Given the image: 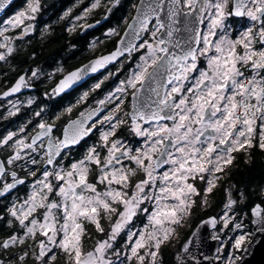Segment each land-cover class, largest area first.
<instances>
[{
  "label": "snow or ice",
  "instance_id": "snow-or-ice-1",
  "mask_svg": "<svg viewBox=\"0 0 264 264\" xmlns=\"http://www.w3.org/2000/svg\"><path fill=\"white\" fill-rule=\"evenodd\" d=\"M11 3L0 0V14ZM83 3L76 0L52 24L66 22L70 37L84 34L124 7L122 0H91L74 14ZM46 8L43 0H25L0 19V62L11 65L32 42ZM130 12L123 35L119 23L103 32L119 37L114 50L78 67L56 61L50 71L31 66L32 52L29 66L0 92L3 119L26 117L0 137L10 153L0 159V264H164L162 249L177 229L217 204L220 193L219 212L196 226L214 229V241L225 234L215 255L204 257L209 264H239L251 244L249 220L264 233V186L249 215L248 195L231 182L236 154L250 160L255 149L264 153V0H139ZM50 29L45 23L40 37ZM97 42L105 40L94 37L88 49ZM101 70L106 74L89 85ZM38 84L45 101L79 93L59 111L34 94L8 99ZM86 237L93 242L87 249ZM192 237L199 242L192 232L175 264L193 258Z\"/></svg>",
  "mask_w": 264,
  "mask_h": 264
},
{
  "label": "flooded vegetation",
  "instance_id": "flooded-vegetation-1",
  "mask_svg": "<svg viewBox=\"0 0 264 264\" xmlns=\"http://www.w3.org/2000/svg\"><path fill=\"white\" fill-rule=\"evenodd\" d=\"M139 0H122L124 7L117 11L110 19L109 22L98 26L95 29L87 30L86 33L81 34L79 30L77 33L73 34L71 37L67 32L64 31V27L66 26V22H58L56 24H52V21L58 20L59 15L69 6L74 4L76 0H43V3L47 4V8L44 10L43 15L38 19L37 32L34 37L31 38L32 42L25 43L23 48L18 49V55L12 58L11 65H5L0 62V92L6 90L7 86H11V83L14 82L17 77L19 71H22L25 67L29 66L28 57L31 56L32 52L37 54V58L34 63L31 64L32 67L39 64L43 69L50 71L54 66L56 61H60L66 67H78L80 64L87 63L88 60L94 58L97 55L107 54L108 52L114 50L115 42L118 40L117 37H112L111 39H105L103 36V32L111 26L119 23V33L120 35L123 32L124 27L126 25L122 22V17L127 15L130 19V4L138 3ZM91 0H84V3L80 5L78 9L75 10L74 14H78L79 11L86 7ZM25 3V0H15L8 9L4 12V14L0 17L7 18V16L15 13L16 10L21 8ZM134 11V10H131ZM102 12L97 10L94 13V18L98 19ZM91 22V21H89ZM45 23L51 25L50 32L46 34L43 38L39 35V28L42 27ZM98 38V40H105L103 44L97 42V47L95 50L88 49V44L93 38ZM50 42H58V46L56 49L53 48V45L47 47V44ZM74 43L76 45L75 49H70L69 44ZM48 48V50H46ZM13 67L17 69V71H13ZM116 65L108 66V69L111 71H115ZM106 74L105 70H101L100 73L95 74L94 78L88 81V84L94 83L97 79L101 78L102 75ZM119 75V74H118ZM7 81V84L5 82ZM115 81H109L106 85L102 86V89L106 91L109 89ZM54 85H49L48 87H52ZM44 89L38 84L36 88L31 90H22V94H17L16 96L9 97L8 99H12L14 102L17 98L21 101H25L26 98L30 95H37L39 100L45 101L43 97ZM79 90L76 92H72L71 95H65L63 98H57L54 101H45L50 105H54L55 110L59 111L64 105H66L69 101H74L76 96L78 95ZM103 91H100V96ZM0 105H7L6 99H0ZM84 105L82 107H86ZM5 112V107H0V137H2L8 130H15L16 126L21 123L26 117L25 114H19L16 117H12L10 119H3V114ZM78 115V112L74 110L72 114V118ZM66 122V119H65ZM96 137H92V140H95ZM91 142V141H89ZM256 151H260L259 149H255ZM10 154L7 149H0V159H6V156ZM245 155L243 152L236 154ZM18 172V175H23L20 169H14ZM10 180V176L8 177ZM0 185H2V181H0ZM26 189L21 187V190L18 194L23 195ZM3 205H0V210H2ZM3 223L0 222V233H3ZM63 262V259H62Z\"/></svg>",
  "mask_w": 264,
  "mask_h": 264
},
{
  "label": "trees",
  "instance_id": "trees-1",
  "mask_svg": "<svg viewBox=\"0 0 264 264\" xmlns=\"http://www.w3.org/2000/svg\"><path fill=\"white\" fill-rule=\"evenodd\" d=\"M53 45V48L59 45L58 42H50L47 44V47ZM48 50V48H46ZM248 160L246 155H239L234 161L236 167L232 168L231 171V182L236 185V191H239L243 188L246 195H248V203L244 206L245 211H250V205L261 202L260 190L261 186L264 184V153L261 151H253L251 153V159ZM232 166H230L231 168ZM222 200V193L218 196V202L212 208L208 209L205 212L197 210L194 214L190 226L186 231L183 232L179 243L174 248H169L165 246L163 251V261L164 264H175V254L179 251L181 243L186 240L191 230L195 225L201 220L207 218L209 215H215L219 212V201ZM87 238V237H86ZM88 244V241L85 239V245ZM90 248V247H88ZM58 264H63L62 258L58 261Z\"/></svg>",
  "mask_w": 264,
  "mask_h": 264
},
{
  "label": "water",
  "instance_id": "water-1",
  "mask_svg": "<svg viewBox=\"0 0 264 264\" xmlns=\"http://www.w3.org/2000/svg\"><path fill=\"white\" fill-rule=\"evenodd\" d=\"M14 1L15 0H12V3ZM7 9L8 7H6V10ZM3 14H0V17ZM121 35H123V32ZM249 215H250V211H249ZM199 222L197 224H199ZM197 224L191 230L186 240H184L179 247V251H180L183 243L188 242L192 232L196 231L199 233V242H197L196 237H192L191 243L189 244V252L191 253L193 258L192 259L186 258L185 264H209V261L205 260L204 257L208 256L209 258H211L212 256H214L215 249L222 242L221 240L214 241L211 239L212 231H214V229L206 225H202L198 229L196 227ZM249 224H250V232L252 234L250 238L251 244L246 252H241V260L239 261V264H264V233L256 232L255 227L251 225L250 221ZM185 256H187V254H185ZM211 264H217V262L212 261Z\"/></svg>",
  "mask_w": 264,
  "mask_h": 264
},
{
  "label": "rangeland",
  "instance_id": "rangeland-1",
  "mask_svg": "<svg viewBox=\"0 0 264 264\" xmlns=\"http://www.w3.org/2000/svg\"><path fill=\"white\" fill-rule=\"evenodd\" d=\"M112 86H114V83H113V85ZM111 86V87H112ZM108 90V89H107ZM103 95V93H101V96ZM139 175L140 174H138V177H139ZM238 192V191H237ZM260 195V194H259ZM193 218V217H192ZM191 221H192V219H191ZM250 221V220H249ZM249 221H248V231L250 232V224H249ZM190 226V223H186L185 225H184V227L183 228H178L177 229V235L176 236H174L173 238H172V241L168 244V245H166V246H168L169 248H174L178 243H179V240H180V238H181V236H182V234H183V232L184 231H186V229H188V227ZM218 228H219V226L217 227V229H215V231H218ZM227 231V230H226ZM213 232V231H212ZM251 233V232H250ZM220 236H221V241H223L224 240V237H225V234L224 233H220ZM250 238H251V236H250ZM87 241H88V244L87 245H85V248L87 249L88 247H91V245H92V241H90V240H88V238H85ZM226 248H227V250H231V247H230V243L228 244V245H226ZM240 255H241V253H239Z\"/></svg>",
  "mask_w": 264,
  "mask_h": 264
}]
</instances>
